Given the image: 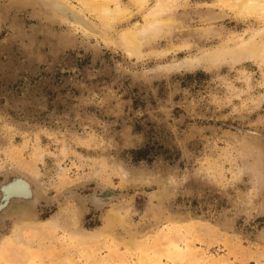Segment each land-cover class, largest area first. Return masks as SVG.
<instances>
[{
  "label": "rangeland",
  "instance_id": "1",
  "mask_svg": "<svg viewBox=\"0 0 264 264\" xmlns=\"http://www.w3.org/2000/svg\"><path fill=\"white\" fill-rule=\"evenodd\" d=\"M69 1L84 27L0 0V199L24 195L0 210V264H264V138L242 132L264 137V64L185 63L264 22L166 0L131 55L120 34L157 0H118L114 23Z\"/></svg>",
  "mask_w": 264,
  "mask_h": 264
},
{
  "label": "bare ground",
  "instance_id": "2",
  "mask_svg": "<svg viewBox=\"0 0 264 264\" xmlns=\"http://www.w3.org/2000/svg\"><path fill=\"white\" fill-rule=\"evenodd\" d=\"M105 1H108V0H105ZM110 1H111V4H113L112 6L108 3L102 4L100 6H93V5L90 6V2L88 0H80V2H82L84 6H89L92 8V10L97 14L100 21L114 23V21H116L118 18L124 16L126 14V11L122 9L118 0H110ZM133 1L139 4L140 6L141 5L143 6L149 2V0H133ZM236 1L239 4V13L242 16L246 18L253 17L257 20H261L264 22V0H236ZM42 2L47 3L48 7L54 13L61 15V19L63 21L65 20L66 22H70V23L75 22V23H78L76 25H80V27L81 26L84 27V25L81 23L82 22L81 19L77 15L78 12H84L83 9L73 5L69 0H42ZM168 2L166 0L156 1V3L145 14L146 24H143L141 30L137 32L126 30L120 34V42L123 44V46L126 47V49L128 50V53H130L131 55L132 54L141 55L140 47L142 45L141 44L142 38L152 37V36L156 38V36L160 35L165 30L169 22L167 20H164L162 17L170 13L171 9L173 8V6H171ZM45 8L47 7H44V11L47 10V9L45 10ZM206 19L210 22L211 20H215V19L218 20L217 17L212 15L211 13L207 14ZM68 24L69 23H65L64 25L68 26ZM75 29L78 30L77 27H75ZM79 30L81 31L80 28ZM263 31L264 29H262V31L259 30L257 32H254L253 35L248 40L239 39V43L233 49H226L223 52H207V53H204L203 57L186 59L185 63L187 66L189 65V67L198 65L201 63V61L206 62V63H211L212 65H215L221 62L237 63L241 61H256L260 65H263L264 64V41L260 44L256 43V39ZM250 133H252V135L254 134V136L257 137L258 139L264 138L257 132H250ZM17 182H20V181H17ZM12 186L13 184L8 187H5L2 191L3 195L0 199V210L1 211L3 210V208H5V205L7 204V201L10 197H23L24 196V195H20V194L18 195L16 193H12L16 191L15 189L12 188ZM10 188H12V192L8 193L7 191H9ZM5 194L6 196H4ZM110 224L111 222H109L108 226H110ZM3 240L4 239L1 235L0 243Z\"/></svg>",
  "mask_w": 264,
  "mask_h": 264
},
{
  "label": "water",
  "instance_id": "3",
  "mask_svg": "<svg viewBox=\"0 0 264 264\" xmlns=\"http://www.w3.org/2000/svg\"><path fill=\"white\" fill-rule=\"evenodd\" d=\"M244 134H248V135H252V133H250L251 131H242ZM254 136V134H253Z\"/></svg>",
  "mask_w": 264,
  "mask_h": 264
}]
</instances>
